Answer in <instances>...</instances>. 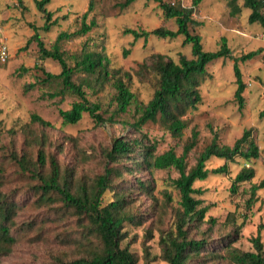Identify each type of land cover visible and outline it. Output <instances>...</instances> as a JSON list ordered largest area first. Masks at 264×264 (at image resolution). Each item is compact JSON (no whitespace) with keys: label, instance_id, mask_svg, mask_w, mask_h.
<instances>
[{"label":"rangeland","instance_id":"rangeland-1","mask_svg":"<svg viewBox=\"0 0 264 264\" xmlns=\"http://www.w3.org/2000/svg\"><path fill=\"white\" fill-rule=\"evenodd\" d=\"M163 1L185 8L191 5V0ZM90 2L92 8L86 21L94 19L96 27L86 35L63 41L61 51L65 56L79 54L82 50L105 54L111 68L121 70V75L122 72L130 74V79L123 80L136 100L125 113L114 116V123L105 121L98 125L85 113L79 122L71 125L62 122L58 110H69L77 98L68 93L62 101L60 96L53 99L46 96L58 91L60 86L39 84L38 81L43 79L39 67L51 74H59L61 69L56 61L41 60L36 42L29 39L36 32L44 46L51 48L60 32L73 33L80 28L81 17ZM124 2L51 0L46 9L57 24L49 31H43L44 20L36 9L35 0H22V4L17 0H0V43L6 45L8 53L6 62L0 64V191L17 206L11 229L16 243L11 252L0 259V264H49L56 258H78L83 254L79 242L86 238L89 227L87 220L66 209L55 195L43 200L38 188L39 178L23 174L13 160L14 156L25 155L33 162L41 149L47 171L49 160L53 158L71 190L79 188L88 192L97 175L105 168L116 166L105 155L116 138L141 139L143 143L156 145L158 155L172 149L180 156L195 132L196 145L185 158L187 171L195 165L199 153L210 144L214 135L219 145L231 146L244 130L251 129L259 149H264V60L261 58L264 27L248 22L250 11L242 7L239 13L230 16L226 0H203L193 12L199 25L189 27V31L201 37L204 51L218 50L221 38H224L233 58L252 51L260 52L249 61L238 62L245 84L241 109L234 99L233 59H219L207 65L206 76L199 86L201 101L196 110L183 117L186 128L182 136L176 138L157 122H147L139 129L133 125L157 87L156 77L140 67L149 64L152 54H161L175 62L180 54L190 58L191 47L183 44L181 36L173 40L152 35L134 39L126 34L127 29L140 32L158 27L175 31L176 24L174 19L163 17L156 2L136 0L127 7L123 6ZM238 4L242 5V1ZM68 64L72 65V61L68 60ZM117 76L113 74L101 84L95 81V76L78 73L73 77L87 101L99 105L105 120L115 114L113 83ZM33 84L32 88L30 85ZM33 114L49 126L31 122ZM31 139L42 140L43 148ZM120 163L116 167L120 171L118 181L122 178L121 182H126L129 189H135L126 200L127 210L135 215V219L127 227L124 243L128 242L137 264H167L159 259V237L163 230H174L175 217L182 210L179 192L173 185L178 174L172 168L138 170L131 174L125 172L127 161ZM222 164V160L211 158L206 168L212 170ZM242 167L253 168L254 177L239 186L238 194L232 195V180ZM138 180L150 185L148 194L138 189ZM260 181H264L263 153L258 160L249 162L236 158L228 165L227 174H209L203 181L193 184L196 191L193 197L201 200L200 208L209 207L199 228L190 233L194 239H205L207 249L214 252L213 255L203 254L201 259L206 264H231L216 248L227 237L233 239V246L239 251L254 252L251 239L259 236L264 252V187L257 191L253 206L246 207L250 185ZM111 198L112 192L106 191L104 203Z\"/></svg>","mask_w":264,"mask_h":264},{"label":"trees","instance_id":"trees-1","mask_svg":"<svg viewBox=\"0 0 264 264\" xmlns=\"http://www.w3.org/2000/svg\"><path fill=\"white\" fill-rule=\"evenodd\" d=\"M136 0H125L124 7H127ZM158 3L162 15L165 19H174L176 30H168L158 27L151 31H136L127 29L126 34H130L134 39L147 38L149 35L160 39L173 40L178 36L183 37V44L190 45L191 57L187 58L180 54L175 62L164 57L161 54L150 55L149 64H142L140 70L150 71L157 79V87L152 98L146 105H143L140 118L133 124L136 129L147 122L160 123L172 137L179 138L182 136L186 123L183 117L189 112L196 110L201 101L199 86L206 76V67L208 64L219 59H233V71L236 89L234 99L239 109L243 107V92L245 84L242 80L238 62H246L254 58L259 51H252L233 58L224 38H221V44L216 51H204L202 48L201 37L198 34H192L189 27L199 25L192 14L203 0H191L189 8L180 5H172L163 0H146ZM242 1V5L238 2ZM22 4V0H17ZM51 0H35L36 9L42 14L44 24L43 31H49L50 28L57 24V20H52V13L46 9ZM230 16L240 12V8L250 11L248 22L258 23L264 27V14L262 10L264 3L262 0H226ZM92 4L89 3L88 10L81 17L80 28L73 32H60L51 48H46L43 41L35 32L29 41H35L39 58L41 60L50 59L56 61L60 66L59 74H51L39 67L43 79L38 83L45 85L54 83L59 85L58 91L47 94L49 98L60 96L61 101L65 94L74 95L77 101L73 102L69 110H58V115L63 123L76 124L82 118V114L88 116L94 123L100 125L105 121L114 123V116L125 113L127 108L135 103V96L130 91V87L124 82L123 78L130 79V74L122 72L119 69L111 68L109 58L100 52L82 50L79 54H65L61 51L60 44L63 41H69L72 38L80 37L89 33L96 27V22L91 19L86 21L88 14L91 12ZM72 61V65L68 64ZM81 73L85 76H95V81L99 84L105 83L113 74L118 75L114 81L116 104L115 114L109 116L107 120L102 117L98 104L90 103L84 96L80 85L73 81V77ZM264 87V81H262ZM32 88L33 85H30ZM31 122L38 123L42 127L49 126V123L42 120L37 115H31ZM196 133L192 132L191 139L183 148L182 154L177 156L172 149L156 154V145L146 144L140 140H129L125 137L116 138L113 141L112 149L108 150L105 155L111 163H116L114 168H105L102 174L96 176L93 185L89 191H82L77 188L71 190L68 181L60 174L57 162L50 158L49 169H45L46 161L43 151H37V159L29 160L25 155L13 157L16 166L20 171L32 178H39L40 197L47 201L51 195L56 196L64 203L66 209L69 208L79 218L88 221V233L86 238L79 242L83 249V254L78 258L71 260L54 259L49 264H137V260L129 249L128 242H125L127 236V227L135 219V215L127 210V196L134 192L126 182H121L119 166L122 161H127L126 173L133 174L138 170H164L174 169L178 177L173 180L174 187L180 195L181 211H178L175 217L174 230H163L159 237L161 254L159 259L167 264H206L203 254L213 255L207 249L205 239H194L190 236L193 229H198L203 222L205 214L209 207H202L201 200L193 197L196 191L193 184L197 181H203L209 174L219 175L228 173V165L233 163L236 158L243 159L246 162L258 160L260 154H264V149L260 150L252 135V130H244L241 136L234 141L231 146L219 145L214 135L210 144H208L198 155L195 165L186 170L185 158L188 152L196 145ZM35 139H31L33 142ZM40 147L42 140L34 141ZM43 148V146L41 147ZM134 155L137 157L135 158ZM216 158L223 161V164L215 169L208 170L206 163ZM47 171V172H46ZM254 169L251 167H242L234 176L230 187L232 195L238 194L239 186L243 183L250 182L254 177ZM1 180V177H0ZM130 184V183H129ZM139 190L148 194L151 189L149 184L143 181H137ZM264 187V181L257 185L251 184L249 196L246 200V207L250 209L256 200L257 191ZM106 191L112 192L110 201L104 203V194ZM17 206L14 201L5 193L0 191V259L11 252L12 246L16 243L11 234L14 225ZM140 221V218H139ZM138 222V221H137ZM210 222H213L210 219ZM233 239L227 237L218 243V247L231 264H264V252L259 236L251 239L254 252H241L233 246ZM147 264V263H146Z\"/></svg>","mask_w":264,"mask_h":264},{"label":"built area","instance_id":"built-area-1","mask_svg":"<svg viewBox=\"0 0 264 264\" xmlns=\"http://www.w3.org/2000/svg\"><path fill=\"white\" fill-rule=\"evenodd\" d=\"M262 1L264 3V0ZM171 4L173 5L174 3H171ZM261 36L262 38H264V30L262 31ZM7 58H8L7 47L3 42H1L0 43V64L5 63ZM261 58L264 60V51L261 53Z\"/></svg>","mask_w":264,"mask_h":264}]
</instances>
